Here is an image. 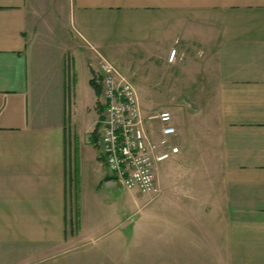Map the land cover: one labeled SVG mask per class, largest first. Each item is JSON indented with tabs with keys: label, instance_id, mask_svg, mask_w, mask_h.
<instances>
[{
	"label": "crops",
	"instance_id": "crops-1",
	"mask_svg": "<svg viewBox=\"0 0 264 264\" xmlns=\"http://www.w3.org/2000/svg\"><path fill=\"white\" fill-rule=\"evenodd\" d=\"M69 11L89 50L159 60L170 92L184 77L192 93L195 72L208 83L212 66L218 182H159L157 168L160 194L118 222L133 232L128 255L122 236L87 249L107 194L81 187L85 162L68 141L96 106L90 73L74 63L45 85L29 60L27 0H0V264H264V0H69ZM167 39L180 44L179 71H168L170 48L154 52ZM194 46L205 58L189 63L181 49ZM102 168L98 188L112 191Z\"/></svg>",
	"mask_w": 264,
	"mask_h": 264
},
{
	"label": "rangeland",
	"instance_id": "rangeland-1",
	"mask_svg": "<svg viewBox=\"0 0 264 264\" xmlns=\"http://www.w3.org/2000/svg\"><path fill=\"white\" fill-rule=\"evenodd\" d=\"M27 17L29 60L31 62L33 60L34 65H32L35 70L40 72V80L42 79L45 85L58 75L61 67L70 69L71 64L73 66L74 63L78 64L80 62L85 63L90 78L91 75L95 78L98 77L97 57L93 51L83 44L71 26L69 0H27ZM175 43L174 40L167 39L162 45L154 47L156 57L160 56L162 48L164 50L170 48L168 49L169 52L167 51L166 62L170 67L168 71H179L178 65L186 66L185 58L182 61H178L180 58H176L177 48L180 44ZM198 48L204 52L202 50L204 47L199 46L190 49L187 47L185 51L181 49L182 52H185L184 56L189 57V63L190 60L199 62L203 57L199 54ZM171 51H175V59L177 60H174V62L168 61ZM102 55L110 59L118 71L131 81L140 98L144 114L148 115L167 110L173 117V124L177 130V136L173 142L178 146L179 153L158 164V169H162L160 170L161 173L160 171L158 173L159 182L167 177L168 180L178 183L181 187H185L184 185L187 183L202 180L209 182L210 185L218 182L215 168L217 166L215 159L217 145L213 140L214 121L212 118L215 105L211 86L212 66L208 83L196 71L193 75L194 91L192 93H185L186 78L184 77L178 80L179 91L173 93L169 90L170 73L168 72L162 83L159 60L146 61V54H141L138 47L128 49L123 46H115L108 52L102 53ZM197 69L199 68L197 67ZM173 78L175 83L176 78ZM164 85L166 86L165 89L162 88ZM100 100L101 97L99 103ZM93 110L91 113L90 110L87 111L85 122L69 127L68 141L70 155L75 157L77 161L84 160L85 162L83 163L85 169L79 178L81 187H85L87 190L90 189L93 193L97 191L98 200L102 198V194H107L103 201L108 205L99 204L103 211L102 217L105 216V213L108 214L107 217L102 219L104 222L100 223L103 230L94 233L95 241L91 245L88 244L87 249L100 248L106 245V241L115 242L121 240L119 237L122 236L126 248H122L123 253L119 257L123 258L128 255L126 249L133 247L134 236L132 231L127 233L121 229V223L118 222L122 221L124 223L126 221L124 214L132 212L134 202L147 201L150 197L134 190H124L116 181L110 179L108 181L114 183L112 191L103 188V185L98 188L100 180L103 179V168L99 149L94 147L92 142H89V136L99 117L98 109L95 106ZM206 169H209V174ZM192 190H189V192L192 193ZM179 192L183 194L184 198L186 191L178 190ZM212 194L211 186V197ZM111 215L115 220L113 224H111Z\"/></svg>",
	"mask_w": 264,
	"mask_h": 264
},
{
	"label": "built area",
	"instance_id": "built-area-1",
	"mask_svg": "<svg viewBox=\"0 0 264 264\" xmlns=\"http://www.w3.org/2000/svg\"><path fill=\"white\" fill-rule=\"evenodd\" d=\"M100 104L104 107L98 143L108 177L124 190L156 197L157 165L178 154L176 128L169 111L145 115L132 83L96 49ZM175 51L168 61L173 62Z\"/></svg>",
	"mask_w": 264,
	"mask_h": 264
},
{
	"label": "trees",
	"instance_id": "trees-1",
	"mask_svg": "<svg viewBox=\"0 0 264 264\" xmlns=\"http://www.w3.org/2000/svg\"><path fill=\"white\" fill-rule=\"evenodd\" d=\"M89 85L93 89L94 94L97 98L95 107L98 109V114H99L98 121L96 122L94 129L89 136V142H92L94 147L98 148L96 142H97V137H98V130L100 127V119L102 118L100 113L103 112V107L101 105H99V103H98V99H99L100 94H101V86H100V83L98 82V78H95L93 75H91V78L89 79Z\"/></svg>",
	"mask_w": 264,
	"mask_h": 264
},
{
	"label": "water",
	"instance_id": "water-1",
	"mask_svg": "<svg viewBox=\"0 0 264 264\" xmlns=\"http://www.w3.org/2000/svg\"><path fill=\"white\" fill-rule=\"evenodd\" d=\"M111 182H112V181H111ZM112 184H113L112 186L114 187V183H113V182H112Z\"/></svg>",
	"mask_w": 264,
	"mask_h": 264
}]
</instances>
